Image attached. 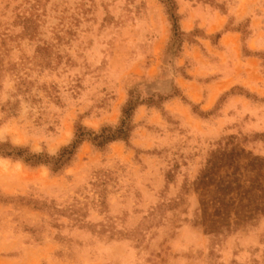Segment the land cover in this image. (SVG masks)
<instances>
[{"label":"rangeland","instance_id":"rangeland-1","mask_svg":"<svg viewBox=\"0 0 264 264\" xmlns=\"http://www.w3.org/2000/svg\"><path fill=\"white\" fill-rule=\"evenodd\" d=\"M0 264H264V0H0Z\"/></svg>","mask_w":264,"mask_h":264},{"label":"trees","instance_id":"trees-1","mask_svg":"<svg viewBox=\"0 0 264 264\" xmlns=\"http://www.w3.org/2000/svg\"><path fill=\"white\" fill-rule=\"evenodd\" d=\"M130 110H131V106L129 102L127 107L123 109V116L126 117ZM79 129L82 130V128ZM126 131H127L126 121L123 118L121 120L120 125L117 128H115V130L113 131L108 130L107 133H104L105 131L103 130L99 136H96L92 140L97 141L98 144H101L103 142H109L111 140H115L118 138H124L126 135ZM83 137L84 136L82 134H78L77 140H75L73 145H71L70 147L63 149V151L61 152V156L62 157H64L65 155L69 156L71 154V150L75 148L76 144L79 143L83 139Z\"/></svg>","mask_w":264,"mask_h":264}]
</instances>
